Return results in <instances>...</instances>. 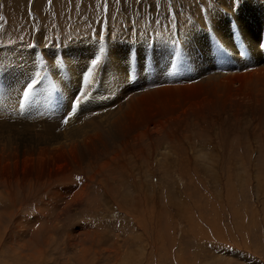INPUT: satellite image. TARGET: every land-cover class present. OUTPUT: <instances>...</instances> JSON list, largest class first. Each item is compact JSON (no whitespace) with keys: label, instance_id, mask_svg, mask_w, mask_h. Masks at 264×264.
<instances>
[{"label":"rangeland","instance_id":"rangeland-1","mask_svg":"<svg viewBox=\"0 0 264 264\" xmlns=\"http://www.w3.org/2000/svg\"><path fill=\"white\" fill-rule=\"evenodd\" d=\"M219 1L0 0V264H264V84L252 81L258 87H245L255 91L235 97L215 93L214 84L192 86L214 77L191 80L185 62L189 28ZM136 34L153 46L163 36L175 48L174 78L158 68L143 87L134 70L115 88L100 82L82 97L76 85L63 89L71 74L81 76L80 63L92 70L99 60L93 69L102 80L120 47L144 46ZM223 47L219 64L233 63ZM242 53L251 61L248 48ZM48 81L53 88L37 98ZM19 101L22 115L2 111ZM105 101L137 105L97 148L27 158L47 121L69 105L81 116Z\"/></svg>","mask_w":264,"mask_h":264},{"label":"bare ground","instance_id":"bare-ground-1","mask_svg":"<svg viewBox=\"0 0 264 264\" xmlns=\"http://www.w3.org/2000/svg\"><path fill=\"white\" fill-rule=\"evenodd\" d=\"M219 2H220V7L216 6L214 10L211 11L208 18L206 15L204 18L201 19L202 21L201 24L196 26L194 25L192 28H189V41H187L188 43L185 42L183 44L184 47L183 49L184 50L188 49L187 50L188 53L186 51L185 53L189 54L188 55L189 57H187L188 60L185 57V62H187L186 65L189 67V69L187 67L186 68L188 70L191 80L195 79V74H197L199 78H203L205 71H207V75H208L207 78L214 77V79L212 78L211 80L202 79V81H199L196 84L194 83L192 86H196V85L203 86V83L207 82L206 84H214L213 87H211V90L215 91V93L218 91H224L228 94V96L235 97L236 95L241 94L240 92L236 94L238 90H241V92H249L250 90H252V89L247 90L248 87H245L247 85H250L252 81L255 82L260 81L261 83L264 84V45H261V39L264 38V37L262 38V34H263L262 31L264 29L263 27L264 1L241 0V3H239L240 2L239 0H221ZM231 18H233L239 26L236 27L238 28V30H236L234 33H231V26H230ZM204 25L207 26L210 25L209 31L206 30ZM134 36H136L137 39H140L144 46L131 45L126 50L120 47V55L117 56V61L116 60L109 61L107 63V69L102 70L103 72L102 80L96 79L97 69L92 68V70H89V67H86L80 63V65L76 67V71L80 73L81 76L77 74H71L73 83L64 84L63 89L69 92L71 87L73 85H76L77 88L82 89V94L80 96L82 97L83 94H88L90 93L91 90L98 88L100 82H103L102 88H105L106 90H108V88L110 87L115 88L116 86L113 84L116 82L117 78H119L118 76H120L123 79H127L133 74L134 70H136L139 73V75L142 76L141 81L142 82L144 81L143 87L149 85L146 78L150 82L155 81L151 78H154L153 76L159 75V71L160 72L163 71L164 73L167 71L168 78H171L170 76H172V69L170 67H172L176 62L175 55L177 53L175 52L176 51L175 48L174 50L169 51V49L167 48L169 46V43L166 40V38L163 36H157L154 38V43L156 44V46H153V42L151 41V38H150L151 41L150 42L147 41L145 37L138 36V34ZM250 36L252 39L251 38L249 39ZM44 37H45L44 35H41V40L44 39ZM238 38H241V40H239ZM241 41H245V42L240 44ZM211 43L215 45H212ZM221 46H224L227 49L226 57L229 55H234L237 57L238 64L234 63L237 60L235 58H233V61L235 60L233 63L228 62L223 65L219 64V61L221 60V58L219 59V57L225 54L221 51ZM134 47L137 48V50L135 49V53L133 50ZM245 48H248L251 51V56H250L251 61L246 60L244 53H242L245 50ZM124 52L126 54V59L125 62L123 63L121 54ZM201 54L203 56H201ZM83 55L84 54H82L81 55L82 57L79 59L85 58L83 57ZM208 62H211L213 65L207 67L208 70L201 69L200 63L205 64ZM52 67L53 65L48 70L51 71L52 69H58V67L57 68L55 67L52 68ZM158 68L160 70L156 72ZM88 72L92 73V77L90 80L88 79ZM256 75L260 78L259 80H254L253 76ZM75 79H77L78 81H75ZM43 80H39V82ZM170 82L169 85H172L174 83L173 82L171 84ZM35 83L38 82L36 81ZM240 84L242 85L240 86V88L232 87V86L237 87ZM255 85L256 83L254 84L252 83L251 86H255ZM53 86L54 84L48 81L46 85L40 87L37 98H40V96L45 97V91H50L53 88ZM132 86H134L133 89H136L135 87L137 88L141 87L139 84L136 83ZM243 86L244 89L242 90ZM203 87L205 88V86ZM204 88L203 90H205ZM126 89H129V87H126ZM144 90H148V89L144 88ZM253 91H255V89H253L251 92ZM249 95H251V93H249ZM94 100L97 102L101 100V94L97 93L95 95ZM70 102L71 101H69V103ZM19 103L20 104H3L1 105V109L4 113L22 115L23 113L26 112L27 105L22 104L23 102L20 101ZM129 105L132 110L135 108L133 106H136L137 104H135L134 101H131L126 106L115 107L116 106L115 103L105 101L97 105H87L81 108L83 110L81 116L80 115L76 116V113L74 114L69 113V109H70V105H69V108H66V111L68 113L65 111L62 113L61 117L46 122L47 124H51V125L43 126V128L45 129L43 130L44 133L41 132L39 133V131H36L35 133L36 137L40 138V142L28 148L26 150L25 155L27 156V158L33 159L34 161L37 159L36 162H38L39 155L44 154L45 156L46 155L45 153L47 152H50V154L52 153L53 155V152H57L59 149L62 151L69 152L71 150L73 151L75 147H79V146L89 147L90 144L97 148L96 146L97 142H99L100 144L101 142L106 141L107 139L106 137L109 134H116L115 131L120 129L119 127L120 123L123 122L124 119L130 116L127 112H125L126 111L125 109L126 108L128 109ZM43 106H45V110H47L48 112L53 111V109L49 106V104L47 105L43 104ZM77 108L79 107L77 106ZM59 110L60 109L57 107L56 111ZM59 126H62L64 130H67L69 132V134L65 133L64 131L56 130V128ZM97 132H101L104 134H100L99 138L96 139L92 133H97ZM89 140L90 143H88ZM27 146L28 145H26L25 147ZM14 153L16 154L17 152ZM72 153H74V151ZM40 160L41 158L39 159V161Z\"/></svg>","mask_w":264,"mask_h":264},{"label":"snow or ice","instance_id":"snow-or-ice-1","mask_svg":"<svg viewBox=\"0 0 264 264\" xmlns=\"http://www.w3.org/2000/svg\"><path fill=\"white\" fill-rule=\"evenodd\" d=\"M49 2H51V0H49ZM2 19V18H0ZM99 60H93V63H92V67L95 68L97 66V64H99ZM92 77V73L91 72H88V79L90 80ZM31 89H29L30 91ZM66 122V121H65ZM77 179H80L79 177Z\"/></svg>","mask_w":264,"mask_h":264}]
</instances>
